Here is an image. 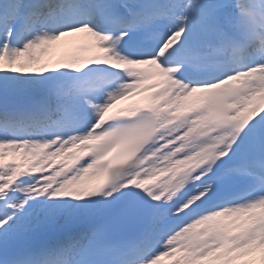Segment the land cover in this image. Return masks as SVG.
I'll list each match as a JSON object with an SVG mask.
<instances>
[{"label": "snow or ice", "instance_id": "6c2138e0", "mask_svg": "<svg viewBox=\"0 0 264 264\" xmlns=\"http://www.w3.org/2000/svg\"><path fill=\"white\" fill-rule=\"evenodd\" d=\"M165 258L264 264V0H0V264Z\"/></svg>", "mask_w": 264, "mask_h": 264}, {"label": "bare ground", "instance_id": "6f19581e", "mask_svg": "<svg viewBox=\"0 0 264 264\" xmlns=\"http://www.w3.org/2000/svg\"><path fill=\"white\" fill-rule=\"evenodd\" d=\"M97 51L90 47V40L82 36L64 37L57 42L45 59L50 61H64L70 57H88ZM77 52V54H75Z\"/></svg>", "mask_w": 264, "mask_h": 264}, {"label": "rangeland", "instance_id": "374dc122", "mask_svg": "<svg viewBox=\"0 0 264 264\" xmlns=\"http://www.w3.org/2000/svg\"><path fill=\"white\" fill-rule=\"evenodd\" d=\"M75 54H77V52Z\"/></svg>", "mask_w": 264, "mask_h": 264}]
</instances>
